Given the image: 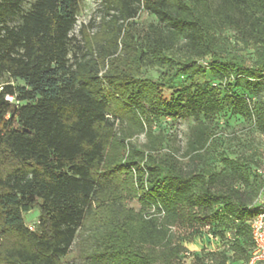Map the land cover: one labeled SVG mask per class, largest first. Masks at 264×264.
<instances>
[{"label": "trees", "instance_id": "16d2710c", "mask_svg": "<svg viewBox=\"0 0 264 264\" xmlns=\"http://www.w3.org/2000/svg\"><path fill=\"white\" fill-rule=\"evenodd\" d=\"M23 1L0 0V264H63L75 244L83 264H187L172 229L217 221L253 241L263 177L246 165L219 175L205 155L226 108L243 118L257 109L264 128V110L236 90L264 82V0H102L99 27H82L72 62L81 0H36L7 26ZM142 10L156 22L139 32ZM228 31L256 48L253 65L227 59ZM144 68L162 75L141 78ZM206 71L220 84L194 90L179 79ZM5 74L23 86L2 84ZM165 87L176 89L170 99ZM182 115L195 125L178 155L155 126ZM33 208L36 231L24 217Z\"/></svg>", "mask_w": 264, "mask_h": 264}, {"label": "rangeland", "instance_id": "374dc122", "mask_svg": "<svg viewBox=\"0 0 264 264\" xmlns=\"http://www.w3.org/2000/svg\"><path fill=\"white\" fill-rule=\"evenodd\" d=\"M35 2L36 0H24L19 15L8 18L6 25L10 27L19 25L22 22V15L31 11ZM102 9V0H81L77 23L72 31V39L69 44L71 62L73 61V54L78 51V46L82 44V27L89 26L94 20L93 28H89V32L94 34L101 22ZM134 22L139 32H142L149 24L155 23L156 19L142 10ZM220 42L226 49L227 59L239 58L247 66L254 64L257 57L256 48L253 45L245 46L243 38L238 33L228 31L221 36ZM208 58L210 59V57ZM161 75L162 72L157 68H144L140 73L141 78L153 81H157ZM179 79L184 86H196L194 90L206 84H220V81L208 71L198 76L180 77ZM7 83L14 86H23L22 83L5 74L2 84ZM175 90L165 87L163 89L164 97L170 99ZM236 90L238 94L249 100L252 108L258 106L260 114L263 112L264 82L249 84L242 81ZM257 114L256 109L255 115L243 118L233 113L231 108H226L222 113L216 115L212 123L214 137L207 149L205 159L213 172L222 176L231 174L240 165L248 167L252 180H255V175H261L263 179L254 201L264 202V128L259 125ZM194 125L195 120L191 116L182 115L175 120L162 118L156 124L155 131L165 133L169 137L168 144L173 146L175 150H179L178 155H181L186 150L190 130ZM133 141L141 146L146 140L145 136L141 135ZM228 184L233 185L236 190L250 191L245 189L239 181H234L231 176L228 179ZM129 206L137 211L141 208L138 202L129 203ZM146 210L147 213L145 214L154 212V209ZM39 213L37 208H33L25 214V222L28 227L38 223ZM247 231L243 235H237L234 229L217 221L211 226L201 228L198 231L192 228H173L172 234L178 238L184 246V250L188 253L185 259L187 264H222L225 260H228V263L231 264H242L253 250V241L248 239ZM79 252L80 246L73 245L70 254L63 259V264H83Z\"/></svg>", "mask_w": 264, "mask_h": 264}, {"label": "built area", "instance_id": "2783aa9c", "mask_svg": "<svg viewBox=\"0 0 264 264\" xmlns=\"http://www.w3.org/2000/svg\"><path fill=\"white\" fill-rule=\"evenodd\" d=\"M7 100L11 102L13 97H7ZM36 225L29 226V229L36 231ZM250 229L254 242V250L250 260L246 264H264V202L257 209L256 215L251 221Z\"/></svg>", "mask_w": 264, "mask_h": 264}]
</instances>
